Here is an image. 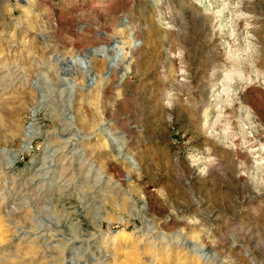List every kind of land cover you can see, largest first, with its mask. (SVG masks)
<instances>
[{"label": "rangeland", "instance_id": "rangeland-1", "mask_svg": "<svg viewBox=\"0 0 264 264\" xmlns=\"http://www.w3.org/2000/svg\"><path fill=\"white\" fill-rule=\"evenodd\" d=\"M131 259L264 264V0H0V264Z\"/></svg>", "mask_w": 264, "mask_h": 264}, {"label": "bare ground", "instance_id": "bare-ground-1", "mask_svg": "<svg viewBox=\"0 0 264 264\" xmlns=\"http://www.w3.org/2000/svg\"><path fill=\"white\" fill-rule=\"evenodd\" d=\"M98 233H102V231H98ZM111 234V235H110ZM138 235V233L136 234L135 233H132V234H127L125 231H113L111 233H108L106 235V239L110 240L111 239V245L115 248V249H119L120 251L123 250V248H128V243L130 242L131 240V237L133 240H135L136 236ZM101 238V237H100ZM104 238V237H103ZM140 239V237H139ZM142 239V237H141ZM144 239V238H143ZM106 241V240H105ZM137 241V240H136ZM139 242V241H138ZM144 242V241H143ZM104 243V242H103ZM141 244V243H140ZM140 244L136 245V247H139ZM144 244V243H143ZM134 245V243H133ZM192 245V248L195 247L194 244H191ZM107 246V245H106ZM141 248V247H140ZM114 249V250H115ZM113 250V249H112ZM191 253L194 254V250L192 249L191 250ZM127 258V257H125ZM128 259V258H127ZM113 261V260H112ZM130 261H133L134 263L137 264V261H134V260H130Z\"/></svg>", "mask_w": 264, "mask_h": 264}]
</instances>
